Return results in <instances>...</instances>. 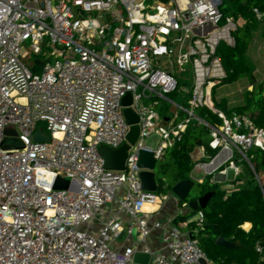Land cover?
<instances>
[{"label": "built area", "instance_id": "2783aa9c", "mask_svg": "<svg viewBox=\"0 0 264 264\" xmlns=\"http://www.w3.org/2000/svg\"><path fill=\"white\" fill-rule=\"evenodd\" d=\"M173 1L148 13L140 0H0V264H132L135 253L147 254L149 264H213L186 223L156 217L165 198L140 188L139 154L152 153L157 165L196 122L215 153L195 147L191 172L237 177L235 152L261 188L248 152H264V129L225 115L212 99L226 76L216 48L233 47L237 29L222 17V1ZM252 13L264 22V10ZM43 48L34 74L23 60ZM178 81L190 85L187 107L176 106L184 116L163 123L156 107ZM125 108L137 116L138 134L123 170H108L98 148L127 144ZM198 109L219 124L198 118ZM37 130L49 141L34 142ZM153 135L155 148L145 144ZM57 177L67 189H53ZM202 219L197 212L196 227ZM255 252L264 259L258 243Z\"/></svg>", "mask_w": 264, "mask_h": 264}, {"label": "trees", "instance_id": "16d2710c", "mask_svg": "<svg viewBox=\"0 0 264 264\" xmlns=\"http://www.w3.org/2000/svg\"><path fill=\"white\" fill-rule=\"evenodd\" d=\"M221 1L219 10L222 17L233 18L237 29L232 34L233 47L221 42L216 48V55L226 72L219 86L246 78L254 88L251 92L243 93V105L240 107L227 110L221 104L215 106H220L219 109L227 116H247L255 126L264 129V81L256 83L252 63L246 54L252 33L260 23L252 10H264V0ZM181 84L187 87L186 91L177 86V90L169 94V99L186 108L190 85L189 82ZM195 115L208 124H219L216 116L205 109L196 110ZM209 140V131L205 126L193 122L187 127L181 139L166 150L156 165L157 195H165L175 183L189 179L194 164L191 154L198 141L208 156L214 155L215 152L208 148ZM248 158L259 180L264 183V152L250 150ZM210 179L211 176H207L202 184L195 183L188 198V201L196 200L207 192H214L205 209L199 210L203 215L201 227H196V222L192 219L199 211L188 210L185 215L178 214L172 223L178 225L186 222L187 231H192L189 237L197 241L199 249L213 264H264V259L255 252V245L258 243L264 253V185L260 188L251 172H247L245 180L239 174L231 182L234 185L231 190H222L218 183H210ZM245 223L251 225L248 232L241 229ZM219 237L228 242H237L239 249L226 250L217 246L215 241Z\"/></svg>", "mask_w": 264, "mask_h": 264}, {"label": "water", "instance_id": "95a60500", "mask_svg": "<svg viewBox=\"0 0 264 264\" xmlns=\"http://www.w3.org/2000/svg\"><path fill=\"white\" fill-rule=\"evenodd\" d=\"M40 67V64H38ZM130 94H127L121 101L123 107H127L130 105ZM123 115L125 117L126 122L131 125L129 134L127 136V144L122 145L120 148L116 150H111L106 147H99L98 151L101 157L104 159L105 168L108 170L121 171L124 168V162L127 156V150L129 145H132L137 137L138 128L135 124L138 122V118L133 114L131 109L125 108L123 110ZM6 135H10L11 132H5ZM34 142H48L49 138L47 136H42L40 130H37L33 136ZM201 144L198 141L196 146L199 147ZM138 167L142 169L139 174L140 179V188L143 191L147 192H156L157 191V183L155 180V168L156 161L152 157V153L147 151H141L138 159ZM68 181L61 179L59 177L56 178L54 182L53 189L65 190L68 188ZM195 186V182L191 179L182 180L175 183L171 189L170 194L174 196L178 202L185 203L189 209V211L197 212L199 210L205 209L207 203L214 195V192H207L203 196L197 198L196 200L188 201V198ZM215 244L220 246L226 250H238L239 245L237 242H228L223 238L219 237L216 239ZM132 264H149V256L143 253H135L133 255ZM200 264H204L203 261Z\"/></svg>", "mask_w": 264, "mask_h": 264}, {"label": "crops", "instance_id": "0c3cea01", "mask_svg": "<svg viewBox=\"0 0 264 264\" xmlns=\"http://www.w3.org/2000/svg\"><path fill=\"white\" fill-rule=\"evenodd\" d=\"M140 1L146 6V12H148V13H150L151 8L157 4H161V5H165V6H174L175 5L173 0H140ZM183 1L184 0H176V3L178 5H181L183 3ZM246 54L252 63V67H253L252 70H253V75L255 77L256 83L260 84L262 81H264V22H260L257 29L252 33L251 40L249 42ZM240 80H244V82H245V86L242 88V89H244V92H251L253 90L254 87L248 82V80L246 78H243ZM234 83H236V82H234ZM234 83H231V84H234ZM227 85H229V84H227ZM216 88H218V87H216ZM216 88H214L212 91V99H213L215 105L221 104V106H225V108L227 110H230V109L235 108V107H240L243 105L242 96L239 98L237 96V93H239V91L241 89L234 91V92L225 93L221 97H217L216 96ZM169 96L170 95H168L166 97V100L161 101L158 104V106L156 107V112L161 117L163 123L168 122L176 113H177V117L179 120L182 119L184 116L182 112H180L176 109V106H178L177 103L171 101L169 99ZM170 102L173 103L175 106L172 105ZM178 107H180V106H178ZM217 107H218L217 109H219L220 106H217ZM181 114H182V116H181ZM241 116H244V115H241ZM194 159H195V157H194V153H193V159L192 160H194ZM226 173H227V171H226ZM203 176H204V174H203ZM219 177H223V176L212 175L211 181L218 183V184H221L218 180ZM204 178L205 177H203L202 179H204ZM199 179H201V178H199ZM228 185L231 186V188H233V186L231 184H228ZM165 200L166 201H163V203H162V205H161V207H160V209L156 215V217H158L159 219L169 220V219L174 218L178 214L185 215L188 212L187 207L184 208L183 211L181 210V208L178 207L180 204H179V202H177V200L174 196L171 195V198L169 197V198H166ZM146 209L149 210V207ZM195 216L192 219H194ZM250 228H251V225L249 223H245L242 225V230L245 232H248L250 230ZM158 238H159V233L155 232L151 238V246L153 248L156 247V243H157Z\"/></svg>", "mask_w": 264, "mask_h": 264}, {"label": "rangeland", "instance_id": "374dc122", "mask_svg": "<svg viewBox=\"0 0 264 264\" xmlns=\"http://www.w3.org/2000/svg\"><path fill=\"white\" fill-rule=\"evenodd\" d=\"M72 11H74V9H72ZM28 46H29V42H26L24 45V49L27 51H28ZM46 54H47V49H45V48H43L42 55H39L37 57H35L31 53H29V56L23 60V63L25 64L26 67H28L32 71V73L36 74L40 71L39 70L40 68H37L35 65H33V61L36 58L40 59L41 61L44 60V56ZM181 82H183V81H178V86H181L180 90L187 88L184 85H182ZM244 86H245L244 80H239L238 82H236L234 84L221 85L218 88H216V96L221 97L225 93L234 92V91L241 89L239 91V93H237V96L239 98L244 93V89H242ZM145 144L151 148H155L157 146V137L154 135L151 136L148 140H146ZM233 155H234V161L233 162L239 166V169L241 172L240 173L241 179L245 180L246 176H247V172H251V170L249 169V167L245 163L236 161L235 152ZM191 174H192L193 180H197L199 178L202 179L204 177L201 172H191ZM237 177H235L234 172L232 170H227V173L225 176L218 178L219 182L221 183V184H219L220 188L222 190H231L232 188L228 184H231V182H233ZM232 186L234 187V185H232ZM161 196H163L165 199L169 198V197L171 198V195L169 192H167L165 195H161ZM164 201H166V200H164ZM178 207L181 208V210L183 211V209L186 208V204L179 205Z\"/></svg>", "mask_w": 264, "mask_h": 264}, {"label": "bare ground", "instance_id": "6f19581e", "mask_svg": "<svg viewBox=\"0 0 264 264\" xmlns=\"http://www.w3.org/2000/svg\"><path fill=\"white\" fill-rule=\"evenodd\" d=\"M214 166H215V164L213 163L209 168H212ZM145 208H148V206L145 205Z\"/></svg>", "mask_w": 264, "mask_h": 264}]
</instances>
